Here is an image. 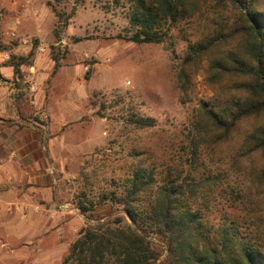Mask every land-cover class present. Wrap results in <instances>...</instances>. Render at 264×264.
Listing matches in <instances>:
<instances>
[{
    "label": "rangeland",
    "instance_id": "obj_1",
    "mask_svg": "<svg viewBox=\"0 0 264 264\" xmlns=\"http://www.w3.org/2000/svg\"><path fill=\"white\" fill-rule=\"evenodd\" d=\"M128 13L127 0H0V57L11 68L0 70V86L18 113L2 121L16 156L0 174L8 197L0 201V264H59L87 226L75 207L81 191L124 177L131 153L147 165L168 162L208 102L196 77L191 101L181 104L175 79L187 45L206 33L202 21L163 25L170 40L136 45L117 39L132 31ZM37 54L44 57L33 71ZM130 115L154 126H125ZM241 168L247 194L248 163Z\"/></svg>",
    "mask_w": 264,
    "mask_h": 264
},
{
    "label": "trees",
    "instance_id": "obj_2",
    "mask_svg": "<svg viewBox=\"0 0 264 264\" xmlns=\"http://www.w3.org/2000/svg\"><path fill=\"white\" fill-rule=\"evenodd\" d=\"M127 2L132 31L117 39L136 45L170 40L163 25L202 21L206 33L187 45L175 79L181 104L196 77L210 98L168 162L131 153L124 177L81 191L75 207L87 226L59 264H158L163 253L161 264H264V0ZM51 60L54 72L59 58ZM126 125L150 129L154 120L130 115Z\"/></svg>",
    "mask_w": 264,
    "mask_h": 264
},
{
    "label": "crops",
    "instance_id": "obj_3",
    "mask_svg": "<svg viewBox=\"0 0 264 264\" xmlns=\"http://www.w3.org/2000/svg\"><path fill=\"white\" fill-rule=\"evenodd\" d=\"M20 48L21 47H19V49ZM19 49H17V50H19ZM43 55L37 54L36 58H35V61H34V64L32 66H30L29 69H31L33 71L38 70V64L42 63L40 60H41V58L44 57ZM2 57H0L1 58L0 59L1 60L0 61V70H1V72H10V69H11L10 67H3L2 63L4 61H3ZM53 66H54V63L53 62L51 63V60H50V65L49 64L46 65V68H49V67L51 68ZM4 88L5 87L0 86V122H2L4 120H7L8 118H12L11 120H16L15 115L18 114L17 111H15L16 110V106L14 105V102L13 101H8V100L5 99L6 96L3 95ZM3 124L4 123L2 122L1 125H0V131H1L0 133H1V135H2V132L4 130ZM15 152H16V148L13 146V143L9 142L7 140V137L6 136L4 137V135H2L0 137V174H1L2 170L4 169V167L7 164L14 163L12 160L14 159V156H16ZM5 170H6V168H5ZM0 182H2V181L0 180ZM6 198H8L7 195H2V196H0V199H1L0 201H2L3 199H6Z\"/></svg>",
    "mask_w": 264,
    "mask_h": 264
}]
</instances>
